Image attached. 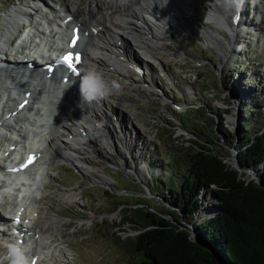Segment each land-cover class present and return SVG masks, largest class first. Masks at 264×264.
I'll use <instances>...</instances> for the list:
<instances>
[{"label": "rangeland", "instance_id": "1", "mask_svg": "<svg viewBox=\"0 0 264 264\" xmlns=\"http://www.w3.org/2000/svg\"><path fill=\"white\" fill-rule=\"evenodd\" d=\"M187 1L190 6L188 10L184 7L185 14L188 12L193 19L205 21L203 8H208L210 2ZM96 2L100 6L103 1ZM66 3L70 5L69 9H75L71 0ZM32 4L31 0H0V19L19 7L31 10ZM37 4L38 8L31 10V16H28L34 26L43 15L47 18L53 13L43 3ZM50 4L58 7L55 0ZM240 14L243 21L232 25L230 31L234 30L235 34L231 43H228V32L224 28L220 29L217 41H213L191 20L170 19L160 26L163 39L156 62L150 59L148 65L141 63L145 57L125 41L121 45L123 56L119 58L123 70L113 71L114 64L105 59L109 63L103 71L105 76L121 86L117 92L121 107H111L108 118L111 121L117 117L121 123L112 120L107 126L112 150L108 151L93 140L96 150L93 158H86V161L100 166L109 180L106 184L98 178H90L69 163L60 161L51 165L57 181H48L52 183L46 188L47 202L66 221L61 235L70 253L67 264H129L135 261L136 255L129 253L124 245L127 236L136 232L125 219V212L129 208H140L169 217L175 214L169 188L174 189L176 181L169 174L176 172L178 178L177 172L186 167L184 156L191 142L205 145L210 142L215 151L233 165L242 148L239 144L244 140L243 136L264 133V0H242ZM217 21V16L211 17L208 26H216ZM228 21L231 24L230 19ZM1 23L0 20V26ZM2 30L0 28V32ZM18 54L20 57L13 59L21 60L25 52L21 50ZM10 56L12 59V54ZM146 66H150L149 70ZM4 75L8 73L0 70V86ZM236 86L246 88L249 97L244 99L233 94ZM2 98L3 95L0 97V114L12 99L8 97L3 101ZM126 108H134L130 119ZM95 122H99L97 117ZM241 123L247 124L243 131L239 130ZM140 124L145 127L143 131L139 130L141 135L135 127ZM193 127L200 130L209 127L208 136ZM129 135H132L131 148L126 145ZM0 138L2 143L8 140L5 135ZM134 152L136 158H133ZM250 168L253 174L249 168L241 169L243 177L258 181V171ZM141 169L144 177L139 175ZM157 179L164 182L162 186ZM146 181L148 186H153L152 192L150 187L147 190ZM70 187L80 191L74 201L67 202L57 194L58 191L54 193L56 188ZM203 197L204 193L202 200ZM209 199L207 197L206 202ZM5 202L9 201L0 204V217L8 212ZM6 229L0 227V264H9L4 256L7 244L13 242ZM26 250L30 260L34 248Z\"/></svg>", "mask_w": 264, "mask_h": 264}, {"label": "bare ground", "instance_id": "2", "mask_svg": "<svg viewBox=\"0 0 264 264\" xmlns=\"http://www.w3.org/2000/svg\"><path fill=\"white\" fill-rule=\"evenodd\" d=\"M31 1L33 3L30 6L31 10H36L37 3L41 2L53 13H51L52 18H46L44 15L41 17L42 26L33 25L35 30H38L36 32L42 38V42L44 41V45L34 54L25 52V60L23 58L21 60L13 59V57L19 56L22 43L16 42L12 46L15 49L12 59L3 51V46L8 43L9 36L13 34L16 27H19V23L16 22L17 14L25 15L29 23L32 24L31 17L28 19L31 10L19 7L8 13V17L5 15L0 19L2 22L0 28L3 29L0 32V64L8 66L0 70L8 73L7 76L19 93V97L9 100L10 104L1 112L0 126L9 132L14 125L22 124L28 127L22 132L12 133L11 138H17L16 140L8 139L2 143L0 138V155H2L0 163L3 162L6 166L4 168L0 165V171L4 170L0 181L6 182L2 192L9 200L7 214L0 217V227L8 228L12 219L19 218L16 226L11 225L16 230L8 228L7 233L13 242H18L25 249L28 248V251L34 248L35 251L30 252V264H67L70 260V253L64 244L65 239L61 235L66 221L45 198L48 195L46 193L47 185L51 186L52 183L48 181H57L52 174L51 165L53 162H67L83 174L90 175V178H98L107 184L109 177L101 170V167L89 162L96 150L92 141L95 140L102 144L108 151L112 150L111 143L108 141L107 126L111 124L112 120L121 123L117 117H113L111 121L108 118V110L111 107H121L118 104L117 92L91 101L81 96L79 88L85 71L95 70L108 81L106 73L103 72L109 66L105 59L114 64L113 71L123 70L119 58L122 57L120 53L124 41L129 46L136 47L137 51L145 57V60L141 59V63L144 65H148L150 59L156 62L157 55L160 56L158 50L162 48L160 44L163 37L160 26L165 20L168 23L170 19L173 21L176 19L191 20L199 29L205 30L208 39L213 41H217L221 34L220 29L224 28L228 32V43H231L235 34L234 30L230 31L232 25H235L231 14L237 10L231 0H208L210 6L203 8L206 20L201 21L190 17L192 15L188 12L185 14L184 7L188 10L190 6L187 0H102L100 6L96 0H85L84 2L71 0L75 7L73 10L69 9L70 5L68 6L66 3L69 0H55L58 7H53L50 4V1L53 0ZM12 12L17 14L12 16ZM214 16L218 17L216 26L209 27L208 20ZM240 21L237 20L236 23H240ZM26 32L27 36L36 33L30 29H27ZM4 35H7V38L1 44ZM72 35L78 37L77 44L73 48L74 52L81 56V62L76 66V72L72 71L73 73L61 78L56 74V70L49 71L48 67L42 69L35 58L38 61H46L47 53L61 52L68 46L69 37ZM0 88L5 91L8 87L2 83ZM36 96H45L44 99L48 97L44 110L37 111L31 108L28 98ZM7 98L3 101H6ZM21 104L24 107H20ZM126 109L130 119L134 108ZM33 112H36L35 118L41 119V121L47 119L48 122L33 123L25 117V114ZM95 117L99 119L98 123L95 122ZM6 118L10 121H7ZM108 121L110 122L108 123ZM112 126L114 127L113 124ZM135 127L139 135H141L139 130L145 129L141 124ZM2 135L4 134H0V137ZM131 140L132 135H129V142L126 145L129 144L130 148ZM134 154L133 158H136L137 153L134 152ZM30 155L35 156L31 165L20 171H10L13 168L19 169L21 164L26 163ZM10 158H16L13 165L8 160ZM86 158L89 160L86 161ZM123 158L125 160L124 155ZM145 171L148 172L147 168ZM144 174L141 169L140 177H144ZM10 177H13L15 181L9 182ZM18 191L21 199L18 200L19 203L15 204L13 194ZM56 191L67 202L68 200L69 202L74 201L80 195V191L74 190L72 187L68 189L56 188L54 193ZM0 195L2 196L1 192ZM4 257L7 258V253Z\"/></svg>", "mask_w": 264, "mask_h": 264}, {"label": "trees", "instance_id": "3", "mask_svg": "<svg viewBox=\"0 0 264 264\" xmlns=\"http://www.w3.org/2000/svg\"><path fill=\"white\" fill-rule=\"evenodd\" d=\"M233 94L249 97L246 88L238 86ZM246 127L241 123L239 130ZM193 129L208 136L209 127ZM243 139L233 165L210 142H191L186 167L177 172L178 178L176 172L169 174L176 181V187L169 188L174 215L126 210L125 219L136 229L124 240L129 253L136 255L129 264H264V133ZM244 166L256 168L258 181L243 177Z\"/></svg>", "mask_w": 264, "mask_h": 264}, {"label": "clouds", "instance_id": "4", "mask_svg": "<svg viewBox=\"0 0 264 264\" xmlns=\"http://www.w3.org/2000/svg\"><path fill=\"white\" fill-rule=\"evenodd\" d=\"M237 11H239L242 0H231ZM120 84L116 81H106L100 73L95 70L85 71L81 83L80 93L86 100H93L99 97H104L112 92H118L120 90ZM7 258L9 264H30V260L26 255V249L18 242H12L7 244Z\"/></svg>", "mask_w": 264, "mask_h": 264}, {"label": "snow or ice", "instance_id": "5", "mask_svg": "<svg viewBox=\"0 0 264 264\" xmlns=\"http://www.w3.org/2000/svg\"><path fill=\"white\" fill-rule=\"evenodd\" d=\"M78 37L74 36L73 39L71 40L69 47L70 48H75L77 44ZM62 62L73 72H76V66L81 62V56L79 53H73L72 51H68L66 54H64L61 57ZM20 107H24L23 104L20 105ZM35 160L34 155H30L27 158L26 163L21 164L19 169L13 168L10 169V171H20L24 168H27L29 165H31ZM17 222H19V218H17Z\"/></svg>", "mask_w": 264, "mask_h": 264}, {"label": "water", "instance_id": "6", "mask_svg": "<svg viewBox=\"0 0 264 264\" xmlns=\"http://www.w3.org/2000/svg\"><path fill=\"white\" fill-rule=\"evenodd\" d=\"M244 168H246V167H245V166L242 167L243 170H244ZM249 169H251V168H249ZM249 169H248V170H249ZM250 171L252 172V174L254 173L252 169H251Z\"/></svg>", "mask_w": 264, "mask_h": 264}]
</instances>
